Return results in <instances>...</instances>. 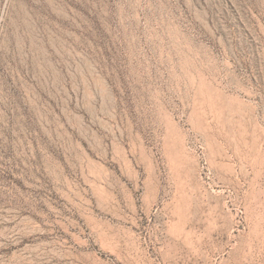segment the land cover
<instances>
[{
	"label": "rangeland",
	"instance_id": "1",
	"mask_svg": "<svg viewBox=\"0 0 264 264\" xmlns=\"http://www.w3.org/2000/svg\"><path fill=\"white\" fill-rule=\"evenodd\" d=\"M0 264H264V0H0Z\"/></svg>",
	"mask_w": 264,
	"mask_h": 264
}]
</instances>
